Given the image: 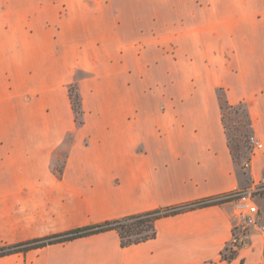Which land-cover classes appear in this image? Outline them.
<instances>
[{
  "label": "crops",
  "instance_id": "obj_1",
  "mask_svg": "<svg viewBox=\"0 0 264 264\" xmlns=\"http://www.w3.org/2000/svg\"><path fill=\"white\" fill-rule=\"evenodd\" d=\"M78 71L80 124L68 91ZM219 89L263 142L247 168ZM259 182L264 0H0V247ZM258 206L264 224V196ZM234 222L214 203L158 218L139 243L111 229L0 264H264L256 228L222 257Z\"/></svg>",
  "mask_w": 264,
  "mask_h": 264
},
{
  "label": "trees",
  "instance_id": "obj_2",
  "mask_svg": "<svg viewBox=\"0 0 264 264\" xmlns=\"http://www.w3.org/2000/svg\"><path fill=\"white\" fill-rule=\"evenodd\" d=\"M226 104L229 107L235 106L229 104L227 100H226ZM223 109H224V105L222 104V110ZM223 122H224V113H223ZM249 123L251 126L250 117H249ZM214 203H220V202L214 201L213 197H208L197 201L172 205V206H168L160 209H154L141 213H135L118 219L108 220L95 225L76 228L66 233L39 238L32 241L19 243L16 245L1 246L0 257L13 252L23 251L34 247H42L52 243L66 242L79 237H83L111 229H114L119 233L122 245L128 246L155 237L156 220L158 218ZM228 250L229 249L226 248V250L222 252V257L226 260L234 259L237 256V251L230 250V252H228Z\"/></svg>",
  "mask_w": 264,
  "mask_h": 264
},
{
  "label": "rangeland",
  "instance_id": "obj_3",
  "mask_svg": "<svg viewBox=\"0 0 264 264\" xmlns=\"http://www.w3.org/2000/svg\"><path fill=\"white\" fill-rule=\"evenodd\" d=\"M61 1V0H60ZM66 10V7H64ZM177 77H180L181 74L189 75L190 69L187 71L183 69L181 73L179 71L175 72ZM84 73L78 71L76 73L74 81L68 85V91L70 95L71 106L75 112V120L77 124H80L83 121V104L82 96L79 91L77 80L83 77ZM218 95L220 98L221 106L224 105V126L228 134L230 146L234 157L238 165L247 168L245 163L250 159L254 144L251 141L252 132L251 126L249 123V116L247 114V108L244 104H238L234 107H229L226 104L225 91L223 89L218 90ZM81 111V113H80ZM256 183L255 185H257ZM263 185V182H259ZM252 185L251 187H253ZM247 189V188H241ZM256 202L258 203L264 196V192L261 194L255 195ZM231 206V205H230ZM232 207V206H231Z\"/></svg>",
  "mask_w": 264,
  "mask_h": 264
},
{
  "label": "built area",
  "instance_id": "obj_4",
  "mask_svg": "<svg viewBox=\"0 0 264 264\" xmlns=\"http://www.w3.org/2000/svg\"><path fill=\"white\" fill-rule=\"evenodd\" d=\"M251 141L254 144L252 154L263 147V142L252 135ZM251 154V155H252ZM251 158V157H250ZM246 167L250 165V159L245 163ZM264 192V184H257L247 189H234L227 193H223L213 197L214 201L228 203L232 206L234 222V236L230 244L227 246L230 250L237 251L243 244L246 234L250 229L256 228L264 232V224L259 218V206L256 202L255 195Z\"/></svg>",
  "mask_w": 264,
  "mask_h": 264
}]
</instances>
